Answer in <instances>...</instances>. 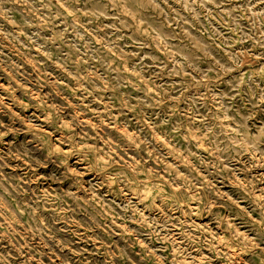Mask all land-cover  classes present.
<instances>
[{
  "label": "rangeland",
  "instance_id": "374dc122",
  "mask_svg": "<svg viewBox=\"0 0 264 264\" xmlns=\"http://www.w3.org/2000/svg\"><path fill=\"white\" fill-rule=\"evenodd\" d=\"M0 264H264V0H0Z\"/></svg>",
  "mask_w": 264,
  "mask_h": 264
}]
</instances>
